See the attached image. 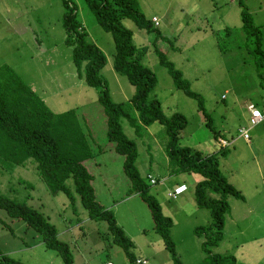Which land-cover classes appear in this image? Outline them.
Masks as SVG:
<instances>
[{
	"label": "rangeland",
	"instance_id": "rangeland-1",
	"mask_svg": "<svg viewBox=\"0 0 264 264\" xmlns=\"http://www.w3.org/2000/svg\"><path fill=\"white\" fill-rule=\"evenodd\" d=\"M72 2L88 39L107 59L102 74L109 84L112 100L127 102L133 88L112 69V36L100 28L83 0ZM138 5L148 20L157 18L159 33L147 35L129 20L123 24L133 32L134 44L147 48L142 53L143 64L157 78L153 94L164 114L179 113L186 119L179 146L203 156L213 154L218 139L214 140L206 127L196 100L174 87L154 48L182 72L191 91L203 98V106L220 137L228 141L236 138L240 127L249 128V102L257 103V94L264 99V87L261 88L258 79L260 73L264 74V57L259 60L251 51L253 45L245 39L241 9L236 0H138ZM245 6L261 29L264 53V0H245ZM63 12L61 0H0V67L12 68L52 112L74 109L92 148L106 150L113 144L107 141L105 115L97 92L78 77L72 65L71 48L64 44ZM225 29L231 33L225 35ZM257 107L262 109L260 105ZM121 126L125 135L136 143V167L144 183L149 185L147 174L158 180L157 185H149V193L160 204L163 215L173 221L171 236L177 255L182 264H197L204 257L202 238L195 237L192 231L210 222L209 213L198 209L194 200V181L200 178L191 174L172 175L165 156L168 137L164 127L153 124L140 127L135 133L127 121L122 120ZM249 136L250 145L240 138L236 148L230 146L227 157L219 161L225 180L241 190L245 202L228 198L231 217L225 223L224 239L214 253L233 254L244 264H264V122L253 127ZM93 161H105V170L113 178L111 194L98 177H95V189L101 202L115 201L112 213L134 243L135 258L146 264H172L161 238L154 232L145 203L138 197L127 198L131 185L123 172L121 156L113 150L112 154L97 156ZM87 167L94 172L91 163ZM1 172L0 192L47 217L56 226L59 238L69 244L76 264H128L124 251L111 243L106 224L89 220L78 200L77 215L73 216L66 196L51 195L29 163L11 174ZM179 182H186L188 192L170 200L168 188ZM0 219L3 254L23 264H62L60 257L46 250L41 238L26 230L23 223L10 222L3 211ZM78 219L86 233L84 237L76 226Z\"/></svg>",
	"mask_w": 264,
	"mask_h": 264
},
{
	"label": "trees",
	"instance_id": "trees-1",
	"mask_svg": "<svg viewBox=\"0 0 264 264\" xmlns=\"http://www.w3.org/2000/svg\"><path fill=\"white\" fill-rule=\"evenodd\" d=\"M83 1L100 28L112 36L113 71L124 77L133 88V95L127 102L112 100L109 84L102 74L107 66L105 55L88 39L72 0H61L64 8L61 19L64 44L71 48L72 65L78 77L97 92V100L106 119L107 141L113 146L106 150L99 147L94 150L74 109L62 113L52 112L12 68L4 65L0 67V172L2 170L11 174L18 167L26 168L29 163L51 195L62 193L66 196L73 216L77 215L78 200L89 220L106 224L111 243L124 251L128 264H141L138 263L141 260L136 259L132 252L134 243L118 226L112 211L96 201L91 184L93 177L85 167L86 163L95 162L93 160L97 156L102 158L114 150L122 158L123 172L131 185L128 196L136 194L146 204L154 232L161 238L162 247L169 254L172 264H182L171 236L173 221L163 215L160 204L149 193V178L153 176H146L149 185L141 178L136 167V143L125 135L121 121H127L135 133L140 127L148 128L159 124L164 127L168 137L165 153L172 175L191 174L200 178L194 185V200L198 209L209 213L210 222L197 226L192 231L195 237L202 238L200 246L204 257L197 264H244L233 254L214 253L224 239L225 223L231 216L232 208L228 198L245 202L243 193L225 180L219 168L220 159L226 158L229 153L228 147H219L215 153L203 156L191 148L179 146L180 133L187 125L186 119L179 113L171 116L164 114L161 103L153 94L157 78L143 64V54L147 48H138L134 44L133 32L124 26L123 21L133 22L139 31L147 35L158 34L159 25L144 16L139 9L138 0ZM236 2L241 9V30L245 39L253 45L252 53L262 60L264 53L261 51V29L254 24L245 0ZM224 32L225 35L231 33L228 29ZM154 53L160 66L172 78L174 87L186 97L196 100L206 127L212 132L214 140L218 139L220 134L213 128L212 119L203 106V98L191 91L182 72L161 51L154 48ZM258 79L263 88L264 74L260 73ZM95 164L98 165L97 162ZM157 181L156 179L155 182ZM30 187L32 190V186ZM0 211L7 215L10 222L23 223L26 230L37 234L46 250L54 251L62 264H76L69 244L59 238L56 226L42 213L1 192ZM76 226L84 237L86 233L80 225V219L76 221ZM0 264L23 263L0 251Z\"/></svg>",
	"mask_w": 264,
	"mask_h": 264
},
{
	"label": "crops",
	"instance_id": "crops-1",
	"mask_svg": "<svg viewBox=\"0 0 264 264\" xmlns=\"http://www.w3.org/2000/svg\"><path fill=\"white\" fill-rule=\"evenodd\" d=\"M156 18V17H155ZM262 88V87H261ZM257 105H260L261 107H262V109H260V108H258L257 107ZM250 106H252V107H254L255 109H257V110H259V111H262V110H264V99H263V97L262 96H260L259 94H257V103L256 102H249V105H248V107H247V113H248V115L247 116H249L250 115V111H249V107ZM248 120H250V116H249V119ZM262 122H264V120L262 121ZM262 122H260L259 124H261ZM259 124H257V125H255V126H251L250 124H249V128H247V127H240V128H244V129H246V130H248V134H249V132H250V130L253 128V127H256V126H258ZM239 128V129H240ZM239 129H238V135H237V137L236 138H231L229 141L226 139V141L228 142V150L230 149L229 147L231 146H234L235 148H236V141L237 140H239L240 138L241 139H243L246 143H247V145H250L251 144V141H250V136H249V139L248 140H245L243 137H241L240 135H239ZM218 139H223V138H221L220 136H219V138ZM225 140V139H224ZM216 144V143H215ZM217 145V144H216ZM219 148V147H218ZM218 148H217V150H218ZM216 152V151H215ZM214 152V153H215ZM230 152V151H229ZM112 154V153H111ZM166 154V153H165ZM166 156V155H165ZM258 161V160H257ZM89 163H91V165L94 167V172H91V170L87 167V164L88 163H86L85 164V167H86V169H87V171L89 172V174L93 177V181H92V186H93V190H94V195H95V199H96V201L97 202H99V204L102 206V207H104V208H106V209H108V210H111V211H113V208H114V206H115V204H113L115 201H113V202H111V204H105L104 202H101L100 201V199H99V196H98V194H97V190L95 189V177H98V179H99V181H100V183L101 184H103V186H104V188L106 189V191L108 192V193H112V191H113V178H112V176L111 175H109L108 173H107V171L105 170V167H106V162L105 161H99V162H97V164L98 165H96L95 164V162H89ZM184 175V174H183ZM183 175H179V176H183ZM196 176V175H195ZM153 178V177H152ZM155 179V178H154ZM199 180H197V181H194L195 182V184L198 182ZM158 182V181H157ZM179 184H185L186 186H187V184H186V182H179V183H175L173 186H171L170 188H168V190L170 189H172L174 186H176V185H179ZM194 184V185H195ZM234 186V185H233ZM235 187V186H234ZM236 188V187H235ZM237 189V188H236ZM170 190L169 191H167V193H169L170 192ZM238 191H241V190H239V189H237ZM187 192H188V190H187ZM186 192V193H187ZM117 193V191L115 192V194ZM184 195V194H183ZM182 196V195H181ZM180 196V197H181ZM129 197H138V198H140L138 195H136V194H133V195H131V196H128L127 198H129ZM168 198V197H167ZM179 198V197H178ZM177 198V199H178ZM170 200H172V199H170ZM176 200V199H175ZM143 202V201H142ZM146 205V204H145ZM231 217V216H230ZM229 217V218H230ZM116 222L118 223V221L116 220ZM118 226H120L122 229H123V227L121 226V225H118ZM123 231H124V229H123ZM125 232V231H124ZM127 235V234H126ZM128 236V235H127ZM129 237V236H128ZM130 238V237H129ZM107 263H110V262H107ZM106 263V264H107Z\"/></svg>",
	"mask_w": 264,
	"mask_h": 264
},
{
	"label": "built area",
	"instance_id": "built-area-1",
	"mask_svg": "<svg viewBox=\"0 0 264 264\" xmlns=\"http://www.w3.org/2000/svg\"><path fill=\"white\" fill-rule=\"evenodd\" d=\"M152 21L155 23V25H158V20L157 18H152ZM249 111H250V120H249V124L251 126H255L257 124H259L260 122H262L264 120V110L259 111L257 109H255L254 107L250 106L249 107ZM239 135L241 137H243L245 140L249 139V134H248V130L244 129V128H240L239 129ZM228 142L226 140L223 139H218L217 140V146L224 148V147H228ZM150 181L149 183H151V185H156L157 183L155 182L156 180L152 177L149 178ZM188 187L185 184H179L176 185L175 187H173L170 192L167 194L169 199L175 200L177 199L179 196L183 195L184 193L187 192ZM141 261H138V263ZM146 262L143 261L141 262V264H145ZM107 264H111V263H107Z\"/></svg>",
	"mask_w": 264,
	"mask_h": 264
},
{
	"label": "clouds",
	"instance_id": "clouds-1",
	"mask_svg": "<svg viewBox=\"0 0 264 264\" xmlns=\"http://www.w3.org/2000/svg\"><path fill=\"white\" fill-rule=\"evenodd\" d=\"M175 187V186H174ZM188 190V189H187ZM185 194V193H184ZM180 197V196H179Z\"/></svg>",
	"mask_w": 264,
	"mask_h": 264
}]
</instances>
